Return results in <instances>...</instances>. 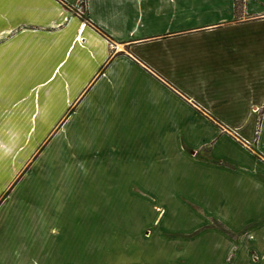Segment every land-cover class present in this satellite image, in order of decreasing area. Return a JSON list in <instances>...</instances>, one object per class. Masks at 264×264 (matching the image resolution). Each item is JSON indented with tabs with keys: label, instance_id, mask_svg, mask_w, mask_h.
Returning a JSON list of instances; mask_svg holds the SVG:
<instances>
[{
	"label": "crops",
	"instance_id": "obj_1",
	"mask_svg": "<svg viewBox=\"0 0 264 264\" xmlns=\"http://www.w3.org/2000/svg\"><path fill=\"white\" fill-rule=\"evenodd\" d=\"M84 6L0 0V264L101 259L121 224L81 210L87 231L73 232L76 183L103 182L109 168L124 176L123 152L142 147L175 166L182 190L175 200L152 177L140 180L160 200L143 208L158 227H142L147 248L165 257L187 248L192 264L234 261L232 238L211 227L218 220L246 234L233 236L248 264H264V0ZM166 214L182 220L170 240Z\"/></svg>",
	"mask_w": 264,
	"mask_h": 264
},
{
	"label": "rangeland",
	"instance_id": "obj_2",
	"mask_svg": "<svg viewBox=\"0 0 264 264\" xmlns=\"http://www.w3.org/2000/svg\"><path fill=\"white\" fill-rule=\"evenodd\" d=\"M142 136L143 135L139 134L135 135V137L137 138L136 140L139 141ZM142 148H144V151H142V155L138 153V151L134 155L130 156L128 151H125V153L123 152V154H125V160L123 162H125L126 164H122L125 166L120 168V175L125 173L124 171H127L124 176H119V173H116L112 170V168H109L107 170L108 176L103 182H91V180H86V178L82 182V179H80V181L78 179V183H76L75 188L76 192L74 193L75 196L73 195L74 208L70 213L67 212L66 216L69 219L72 218L75 228L73 232H77L78 235L81 234V228H79V226H82V233L87 231L84 228H86L87 223L85 214L88 212L89 216H91L92 220H94L96 223L99 222L100 219L102 220L104 218L105 220V218H109L113 222L117 223V227L119 226V224H121L120 229L117 228V230H114L117 233L115 237L117 238L119 235V242L117 239L115 242L117 244H115L114 246L102 248L100 251L101 254L97 255L101 257V259H98L100 262H97V260L93 264H137V261H142L140 259L143 256L148 257L151 261L153 259H156L159 263L164 262V258H166L169 260V264H192L186 259V254L189 253V249L184 248V251L178 256L167 255L168 257H165L166 255L155 253L153 250L147 248L149 246L147 244L153 241V239H149L148 242H146V240L139 237V234L142 232V230L144 232H149L150 230H153L155 232L158 228L157 227L154 229L152 227L155 218V211H153L152 209L143 210L144 207L148 208L145 202H150V199H152L151 196L154 192H156V188H149V181L146 182L147 187L145 188L140 183V180H144V178L142 177L145 176L149 179L150 177H152V180H155L152 181L154 182V184H157L158 186L159 184L164 185V190L169 193V196H173V199L175 200L177 194H179L180 196L182 192V190L178 187V183L176 182L175 166L173 164H162L161 157H157L156 155H154L149 148ZM162 161L164 162L163 159ZM135 169L137 173L133 171ZM159 169L162 170L163 176L161 177V179L163 180V182L160 180H156L158 179L157 174H159ZM72 171L74 173H77L75 169H73ZM43 172H45L44 168L42 169V173ZM120 178H122V180ZM148 189L154 190V192ZM154 198L152 199V204H160L159 198L155 197V195ZM80 200L84 202H82V207L80 206ZM155 200L158 202L156 203ZM75 202L77 203V205L75 204ZM186 203H188V200L186 201ZM187 206L192 207V204H189ZM81 210H84L85 212V214H83L85 215L83 224H81ZM210 222L213 225H211V227L217 231L218 235L224 234L227 237L232 238L233 241L229 253L231 259H233L234 261H227L222 264H233V262H235L236 264H248L247 258L249 257L250 253L249 249L247 253H245L244 250H241L240 248L239 250H237V246H240V241L237 238L244 237L245 239L246 234L243 235V233L241 232L236 233L235 231L229 230L228 228L221 225L218 220H210ZM102 224L103 223L99 224L100 229ZM168 224L172 225L170 229L168 227ZM181 224L182 220H177V217L175 215L166 214L165 219H163L164 238L170 240V238L177 237L174 236L175 234H182L181 232L176 230L181 229ZM100 229L93 227V225H90V227L88 228L89 232L94 234H96ZM233 235H235L237 238H235ZM141 243L143 246H140ZM250 250L253 249L251 248ZM195 264H214V262H208V259L202 258L199 259V261Z\"/></svg>",
	"mask_w": 264,
	"mask_h": 264
},
{
	"label": "trees",
	"instance_id": "obj_3",
	"mask_svg": "<svg viewBox=\"0 0 264 264\" xmlns=\"http://www.w3.org/2000/svg\"><path fill=\"white\" fill-rule=\"evenodd\" d=\"M80 4H81L82 7H85V6H84V0H82ZM83 17H84V16H83Z\"/></svg>",
	"mask_w": 264,
	"mask_h": 264
},
{
	"label": "built area",
	"instance_id": "obj_4",
	"mask_svg": "<svg viewBox=\"0 0 264 264\" xmlns=\"http://www.w3.org/2000/svg\"><path fill=\"white\" fill-rule=\"evenodd\" d=\"M81 1H82V0H81ZM80 12H81V13H83V12H84V10H83V7H82V9H80Z\"/></svg>",
	"mask_w": 264,
	"mask_h": 264
}]
</instances>
